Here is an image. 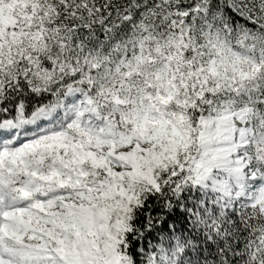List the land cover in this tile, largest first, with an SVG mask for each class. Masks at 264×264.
I'll return each mask as SVG.
<instances>
[{"label": "snow or ice", "instance_id": "obj_1", "mask_svg": "<svg viewBox=\"0 0 264 264\" xmlns=\"http://www.w3.org/2000/svg\"><path fill=\"white\" fill-rule=\"evenodd\" d=\"M0 264H264V0H0Z\"/></svg>", "mask_w": 264, "mask_h": 264}]
</instances>
